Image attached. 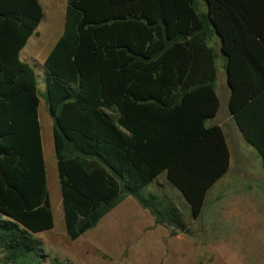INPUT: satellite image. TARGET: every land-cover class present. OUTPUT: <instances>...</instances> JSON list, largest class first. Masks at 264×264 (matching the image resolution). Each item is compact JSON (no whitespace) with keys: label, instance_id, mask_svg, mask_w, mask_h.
<instances>
[{"label":"trees","instance_id":"16d2710c","mask_svg":"<svg viewBox=\"0 0 264 264\" xmlns=\"http://www.w3.org/2000/svg\"><path fill=\"white\" fill-rule=\"evenodd\" d=\"M43 18L38 0H0V255L41 264L35 235L53 228L39 92L21 50ZM217 37L228 112L264 172V0H66L43 62L44 99L64 229L71 241L124 197L158 226L182 215L141 192L164 175L192 220L230 166L218 111Z\"/></svg>","mask_w":264,"mask_h":264},{"label":"rangeland","instance_id":"374dc122","mask_svg":"<svg viewBox=\"0 0 264 264\" xmlns=\"http://www.w3.org/2000/svg\"><path fill=\"white\" fill-rule=\"evenodd\" d=\"M38 1L43 19L19 58L35 73L46 189L53 216V228L35 235L42 249L41 264H264V172L255 150L242 139L229 115V90L217 37L209 46L216 52L219 108L206 126L221 127L230 166L209 190L201 216L192 220L181 195L161 175L141 193L155 194L164 204L174 205L182 215L183 230L156 225L149 212L128 196L80 238L71 241L67 237L43 70L46 55L63 31L66 0Z\"/></svg>","mask_w":264,"mask_h":264},{"label":"crops","instance_id":"0c3cea01","mask_svg":"<svg viewBox=\"0 0 264 264\" xmlns=\"http://www.w3.org/2000/svg\"><path fill=\"white\" fill-rule=\"evenodd\" d=\"M38 2H39V1H38ZM39 4H40V3H39ZM40 5H41V4H40ZM41 7H42V5H41ZM65 7H66V6H65ZM51 10H55V8L53 7V8H51ZM42 11H43V8H42ZM43 13H44V12H43ZM64 14H65V11H64ZM42 19H43V18H42ZM41 21H42V20H41ZM40 24H41V22H40ZM40 24H39V25H40ZM63 24H64V20H63ZM37 28H38V27H37ZM34 33H35V32H34ZM58 39H59V38H58ZM55 43H56V42H55ZM53 46H54V45H53ZM51 49H52V48H51ZM49 52H50V51H49ZM49 52H48V53H49ZM46 56H47V55H46ZM228 96H229V95H228ZM228 98H229V97H228ZM227 108H228V106H227ZM230 117H231V116H230ZM211 125H214V123H211ZM211 125H210V126H211ZM218 181H219V180H218ZM218 181H217V182H218ZM217 182H216V183H217ZM214 186H215V185H214ZM214 186H213V187H214ZM213 187H212V188H213ZM263 197H264V194H263Z\"/></svg>","mask_w":264,"mask_h":264}]
</instances>
